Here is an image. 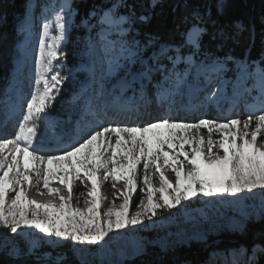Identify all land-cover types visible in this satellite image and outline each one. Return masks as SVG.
Masks as SVG:
<instances>
[{
    "label": "snow or ice",
    "instance_id": "snow-or-ice-1",
    "mask_svg": "<svg viewBox=\"0 0 264 264\" xmlns=\"http://www.w3.org/2000/svg\"><path fill=\"white\" fill-rule=\"evenodd\" d=\"M121 6L127 7L129 14L117 18L115 9ZM72 14L65 3L55 12L54 19L44 18L40 53L36 59V89L26 101L23 119L19 121L14 138L0 137V228L13 234H18L22 228H35L45 236L97 245L105 242L115 230L140 226L144 221L155 223L154 217L179 210L178 206H184L182 202L194 197L236 196L256 188L264 190V95L260 98L262 106L257 112L243 119L237 117L219 121L202 118L192 123L175 122L166 117L134 126L97 124L83 132L74 143L59 150V154L37 147L39 121L45 118L48 106L55 100L53 93H58L59 86L67 79L57 68L64 59V53L59 48L66 37ZM134 17V8L124 0H118L100 18V23L107 26L101 29L99 35L103 55L108 58L109 71L118 66L120 57L131 61L137 55L135 49L139 47L138 42L133 46L122 43L116 53V42L107 39L110 30L120 35L126 34L134 23ZM138 19L145 21L148 17L141 15ZM193 19L195 22L187 32L186 43L199 48V37L207 31L201 25L211 20L210 8L205 14L193 13ZM211 23L215 24V21ZM84 24L89 26L87 20ZM125 24L129 28L123 27ZM19 30L28 31V25ZM52 31L55 35L50 36ZM213 39L224 42L231 36L219 29L213 33ZM182 47L162 46L159 55L166 57L175 68L181 61H191V56L181 54ZM169 52L174 55H169ZM114 54L116 59L112 58ZM85 55L90 61H95V42L88 43ZM152 70V67L145 65L144 74ZM203 70L220 72L223 65L214 62L204 65ZM239 70L247 72L248 66L241 62ZM259 76L264 85V71ZM222 92V89H217L206 93L205 102L218 105ZM231 99L235 101V97ZM187 107L194 108L195 105L190 101ZM204 130L207 139L200 135ZM188 132L195 135H185ZM214 135L221 138L213 139ZM186 146H190L191 151ZM6 147L9 155H5ZM166 172L173 177L172 180L165 175ZM154 179L159 182L158 188L152 186ZM52 181H57V184L52 185ZM103 181H111L113 196L123 199L119 205L120 211H114L113 202V206L101 212L105 201L101 191ZM77 182L86 189L81 193L86 204L84 210L72 206ZM118 182H123L122 191L116 189ZM30 187H36L40 195L44 194L40 192L41 187L47 190L49 196L55 194L59 206L28 199L26 189ZM62 191L67 195H62ZM137 195L139 204L135 207L138 210L130 214V207ZM41 209L44 211L41 212ZM68 213L71 215L68 216ZM77 217L80 219L77 220ZM236 251L231 250V254ZM238 251L243 253L245 249ZM256 251L254 248L253 256ZM249 264H253V258H249Z\"/></svg>",
    "mask_w": 264,
    "mask_h": 264
},
{
    "label": "rangeland",
    "instance_id": "rangeland-1",
    "mask_svg": "<svg viewBox=\"0 0 264 264\" xmlns=\"http://www.w3.org/2000/svg\"><path fill=\"white\" fill-rule=\"evenodd\" d=\"M69 1L72 0H27V11L25 10L24 18L18 24V30L22 26H25V23L29 20L27 15L30 14V18L38 20L40 13L57 11L62 4L67 3L73 13L69 18V31L76 15V10L70 5ZM100 1L106 3L114 0ZM116 1L118 2V0ZM149 1L153 4V0ZM219 1L223 2L224 0ZM99 8L101 9V7ZM121 8H123V6H121ZM105 11H108V9L103 8L100 13L92 11L91 13L95 12L96 15H89L88 19L83 20V23L86 20L88 21L89 28L84 41L79 42L77 47L75 46L77 54L81 56L79 67L75 71L72 69L66 70L63 61H61V66L57 68V71H60L61 75L67 77V79L61 86H59V92L53 93L55 97L60 94L62 87L65 84H70L72 87L77 85V77L75 73L84 75V78L79 86L73 90L68 101V106L65 108V113H62L53 120H49V122H47L45 118L39 121L40 131L38 140L47 145V150L45 152L59 154V150L74 143L80 138L83 132L88 129L94 128L97 124L102 125L105 119H107L106 121H108V124L112 123L113 125L119 124L120 126H134L137 124L143 125L147 122L161 120L166 117L171 118V120L175 122L192 123L198 122V120L202 118H223L218 115L219 109L217 105L206 103L204 98L206 93L210 94L217 89L223 90L225 82L228 83L229 87L223 91H227L226 99L230 102L225 106L223 111L225 113L228 112L229 107L232 106L234 114L231 118H246L247 115L255 113L262 106L261 99L256 98L254 99L256 102L254 105L247 101V99L237 104L239 96L233 94L232 91L242 88L245 90L247 85H244L245 87H243V79L248 75H253L255 71L264 69V52H261L262 63H259L258 60L244 62L248 66V70L247 72H242L239 70V66L241 62H243L240 59L199 51V48L187 44V32L191 27H189L184 33L185 46L181 49V54L183 56H191V61L187 63L181 61L176 64L175 68H173L172 63L166 57L159 55L161 47L169 44H158L153 38H148L145 44L141 43L134 37V32H131V29L124 35L118 34L115 30H110L107 39L116 42V53L119 52L122 43L128 46H133L135 42H138L139 47L135 49L137 55L133 57L131 61L124 58L118 61L120 64V72L118 71V68H114L111 72H108V75H105L104 69L108 64V58L103 55L102 44L100 43L101 38L99 35L101 29L107 27L100 23V18ZM128 14H121L119 16H127ZM123 27L129 28V25L125 24ZM35 31L37 32V27L34 25V28L31 31L32 35L36 33ZM20 33L22 37L17 43V48L15 49L13 66L14 61L20 55V46L23 44V39L28 32L20 31ZM53 34L54 33H52V35ZM90 41L96 43V50L98 52H102V60L100 62L96 59L94 62L90 61L85 55L86 46ZM169 55H174V53L169 52ZM99 57L101 58V55ZM112 58L115 59L116 55L114 54ZM157 60H159V64H157ZM214 62L222 64L223 71L212 72L218 76V79L214 81L210 88L202 93L198 101L192 103L195 105L194 108L187 107V105H189L188 99H190V96H187L189 91L194 89L195 94V91L198 88L203 85L205 86L210 81L208 77H205L197 82H191L188 73H191V76L196 78L204 71V65H212ZM145 65L152 67L154 70L144 74ZM142 66L144 67L143 70L140 69ZM171 73H175L176 75H172ZM151 74H155L157 78H159V81L153 85L152 94L154 102L146 104L145 100L141 99L136 106L135 112H130L126 116H116L117 113H112L111 107L109 106V104L112 105V100H114L122 90L126 89H129L134 93L138 92L136 98H139L140 93L144 91L145 84L150 82ZM177 75L180 77L179 81L177 80ZM19 79L20 75L16 73L15 67H13L11 84L4 92V95L6 96L3 99H0V137L3 138L11 139V137L18 131L17 126L19 128V121L23 119L26 101L30 98L31 92L36 89L37 76L35 77L30 70L28 72H23L21 79V96L24 98L25 102L22 111L20 114L16 115V117L11 118L8 123H2L13 113L12 106L7 105L9 102L8 95L15 92V82ZM239 79L241 80L238 81ZM253 83L254 84L250 82L248 84L257 85L258 90L264 95V85H261L260 78L254 77ZM87 85L92 86V92H90V88H88ZM141 85L143 88H140ZM180 85L183 86L182 92L178 89ZM168 86L169 89H167ZM40 87L41 89L43 88L42 83ZM137 89L138 91H136ZM90 95L92 99L95 100V109H86V102ZM233 97H235V101L231 99ZM185 98H187L186 102L182 101L183 99L185 100ZM173 103H177L178 105L174 107ZM52 106L53 105L50 103L47 109L48 112L51 110ZM150 107H156L160 112L159 115L150 116L148 114V109H150ZM183 114L186 116L194 115L196 119L194 121L180 119V116ZM73 117H76L77 120L84 117L79 132L77 131L76 122H70ZM231 118L223 119L227 120ZM47 123L50 125L48 126ZM55 124H57L56 128H52ZM190 133L191 132H188L185 135L191 137ZM200 135H203L205 139H207L206 131L201 132ZM220 138L221 137L218 135L213 136V139ZM186 147L191 151L190 146ZM5 155H9L7 147L5 148ZM165 175L168 176L167 173H165ZM168 178L171 180L169 176ZM152 186L158 188L160 186L158 180L154 179L152 181ZM61 194L67 195V193L62 192ZM35 196L36 195L33 193L32 197L35 198ZM158 196L159 194L156 195V197ZM156 197H154V199ZM213 197L214 199L202 195L194 197L190 201L182 202L184 206H178L179 210H173L171 213H165L162 216L154 217L153 219L155 223H153V221H144L140 226H129L125 229L115 230L109 234V237L106 238L105 242L97 245L74 243L69 239H58L54 236H45L35 228H22L18 231V234H13L6 229L0 228V253H4L12 259H32V261H36L37 264H67L63 245L69 244L72 247L74 257L81 264H126L142 257L143 255L148 257L150 253L147 248L151 246H155L160 252L165 253L171 251L175 246L189 241L206 242L209 229L215 230L223 221H226L230 230H236L239 228L238 221L240 219H235L232 214L238 215L239 217L250 216L255 219H258L264 214V190L262 189L256 188L252 192L244 191L236 196L224 194ZM9 198L10 196L8 197V200ZM50 200L53 201V199ZM54 200L59 201V199ZM135 200H137V196L134 197L132 206L130 207V214H134L138 210L134 206ZM215 200L219 201L221 206L216 205ZM146 202L145 199V203ZM72 206L73 208L76 207L74 202L72 203ZM85 208L86 206L82 207V210ZM43 211L44 210L41 209V212ZM49 211H51V209H49ZM103 211L104 210L101 209V212ZM114 211L120 210L117 208L114 209ZM67 215L70 216L71 214L68 213ZM76 219L79 220L80 218L77 217ZM41 241L44 245L53 247V252H42L43 245L41 244ZM241 248L245 249L243 253L238 251ZM254 248H256L257 251L253 256ZM231 250L237 251L234 254H231ZM261 256L263 257L261 263L264 264V242L256 243L249 249L245 246H237L228 250L217 249L212 252L211 262L209 264H233V261H235V264H249V258H253V264H256Z\"/></svg>",
    "mask_w": 264,
    "mask_h": 264
},
{
    "label": "trees",
    "instance_id": "trees-1",
    "mask_svg": "<svg viewBox=\"0 0 264 264\" xmlns=\"http://www.w3.org/2000/svg\"><path fill=\"white\" fill-rule=\"evenodd\" d=\"M124 2L134 8L135 19L130 29L131 32H134V37L141 43L145 44L148 38H153L158 44L183 45L184 47V33L195 22L193 13L205 14L210 8L211 20L201 25L207 31L199 37V51L218 56H231L243 62L255 60H258L259 63L263 62L261 52H264V0H224L223 2L219 0H157L154 7L149 0H125ZM69 3L76 10V15L61 52L64 53L62 61L66 70L75 71L81 60L75 46L77 47L79 42L84 41L89 28V26H85L83 20L88 19L92 11L100 13L103 8L111 9L117 1L104 3L100 0H72ZM26 5L27 0H0V99H2L10 80L13 68L12 59L15 54L14 46L21 39L18 24L24 18ZM115 13L118 17L121 14H128L129 10L127 7H118L115 9ZM142 14L148 19L139 20L138 18ZM186 17L187 20H185ZM205 19L207 20L208 17L205 16ZM211 21H215V24ZM219 29L228 32L231 39L224 42L213 39V33ZM140 69L143 70L144 67L142 66ZM75 75L78 85L84 75L79 73H75ZM158 80L159 78L155 74H151L150 82L144 86L147 104L154 102L153 84ZM77 85L72 87L70 84H65L62 87L60 94L51 103L53 106L50 113L57 116L65 113L72 91L77 88ZM148 114L157 115V108L150 107ZM182 119L192 120L191 117H182ZM215 202L216 205L221 206L219 201L215 200ZM232 216L237 220L240 219L238 221L239 228L236 230H230L226 221H223L215 230L209 229L206 242L189 241L179 244L165 253L160 252L157 247L151 246L147 248L150 253L148 257L143 255L126 264H209L212 252L217 249L228 250L237 246H245L249 249L256 243L264 242V214L258 219L250 216H240V218L233 214ZM41 244L43 245L42 252H53V247L44 245L42 241ZM63 249L67 264H81L74 257L71 245L64 244ZM262 260L261 256L256 264H262ZM0 264H37V262L32 259H12L4 253H0Z\"/></svg>",
    "mask_w": 264,
    "mask_h": 264
},
{
    "label": "bare ground",
    "instance_id": "bare-ground-1",
    "mask_svg": "<svg viewBox=\"0 0 264 264\" xmlns=\"http://www.w3.org/2000/svg\"><path fill=\"white\" fill-rule=\"evenodd\" d=\"M57 11H59V10H57ZM57 11H53L51 13L49 11H48L49 13L48 12H42V13L39 14L38 20H35V18L34 19L30 18V14L27 15L29 17V20L25 24H27L28 25V28H30L29 24L31 22H34V25L37 27V32L35 31L36 33L34 35H32V32L30 30L26 34V36L24 37V39H23V42H22L23 44H21L20 50H19L20 55L14 61L15 71H16V73H18V75L22 71L28 72L30 70L31 73L35 77L37 76L36 59H37V57L39 56V53H40V35L44 31L43 30V27H42V25L44 23V18L47 17L49 19H54L55 12H57ZM67 32H68V29H67ZM52 33H54L53 35H55V32L54 31L50 32L49 35L51 36ZM66 37H67V33H66ZM66 37L62 41L61 46L59 48V51H61L63 45L65 44L64 42H66ZM46 39H47V37H46ZM100 55H101V58L99 57ZM95 59L98 62H100L102 60V52H98L97 51V56H96ZM121 59H123V57H120L118 59V61H120ZM123 63H124V61H123ZM119 67H120V64L118 63V66H116L114 68H118V71L120 72L121 70L119 69ZM261 71H264V69L255 71L254 74L252 73L253 75H251V76L248 75L246 78L243 79L242 85H243V87H245L244 85H248L250 87V92L249 93L247 91H245L243 88L242 89H236V90L232 91L233 94H237L239 96V100L237 99L238 100L237 104H239L241 101H243L245 99H247V101L251 102L253 105L256 104V102L254 101V99L261 97L262 93L258 90L257 85H252V84H254L253 83L254 77L260 78L259 73ZM108 72H111V71H109V65L107 64L106 67H105V69H104V74L105 75H108ZM188 76L190 77L191 82H197L198 80L203 79L205 77H208L210 79V81L208 82V84H206L204 86V88H202V90H201L202 92H205L208 88H210L212 86V84L214 83V81H216L218 79V76L215 75L214 73L210 72V71L209 72L203 71L196 78H193L191 76V73H188ZM114 77H116V76H114ZM240 80L241 79H239L238 81H240ZM250 82H252L251 85L248 84ZM228 87H229L228 86V83L225 82L224 83V89H227ZM167 89H169V86L167 87ZM178 89H179L180 92H182L183 86L180 85ZM192 91H194V89L193 90H190L189 91V94H191ZM189 94L187 96H189ZM226 94H227V91L226 90L222 92V96H221L220 102H219L218 105L216 104L217 107H219L221 109H224L225 106H227L229 104L230 101L226 99ZM186 100H187V98H185V100L183 99L182 101H186ZM189 100L192 101V102H195L197 99L193 101L192 98H191ZM189 100H188V102H190ZM93 104H94V102H93ZM177 105H178L177 103H173V106L174 107H176ZM231 107L232 106H230L229 108H231ZM211 119H215V120H219V121H226L223 118H220V119H218V118H211ZM106 120L107 119H105V121L102 123L103 126H107V124H108L107 122L108 121H106ZM76 127H77V131L79 132L81 127L80 126H76ZM17 129H18V126H17ZM205 131L206 130H204L202 132H205ZM191 133H190L191 136L195 135V134H193V133L191 134ZM14 136H12L11 138H14ZM221 154H222V151H221ZM25 159H26V157H25ZM180 159H183V158L180 157ZM141 175H143V172L142 171H141ZM168 176L171 178V180L173 179V177L170 176L169 174H168ZM51 183H52V185H56L57 184V181H53ZM102 183H103V187H102V190L101 191H102V195L105 197V201H104V203L102 205V209L103 210H106L108 207L113 206V202H114V209L119 208V205L123 201V199L122 198L117 199V198H115L113 196V188L111 186V181H103ZM140 186H143V185L141 184ZM89 187H90V185H89ZM116 189L122 191L123 190V182L116 183ZM85 191H86V189L84 187H82L79 182H77L74 185L73 202H74V204H75L76 207H79L81 209H82V207L86 206V204L84 202V197L81 195V193L82 192H85ZM40 192H42L44 194L43 195L38 194L37 193V190H36V187H30V188H27L26 189V195H27L28 199L36 200L38 203H44V204L49 203V202H52L53 204L57 205V207L59 206V203L60 202L58 200H56V201L54 200V199H58L57 197H55V194H53V196H49L47 194V190L44 189V188H42V187L40 188ZM33 193L37 197L35 196V198H33L32 197V194ZM62 193H66V192H63L62 191ZM10 199H11V196L9 198V201H10ZM50 199H53V201H51ZM136 204H139V196L138 195H137V200H135L134 206ZM119 210H120V208H119Z\"/></svg>",
    "mask_w": 264,
    "mask_h": 264
}]
</instances>
